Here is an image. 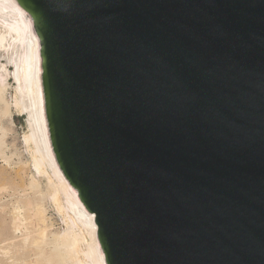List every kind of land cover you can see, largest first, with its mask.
I'll return each instance as SVG.
<instances>
[{
	"label": "water",
	"instance_id": "1",
	"mask_svg": "<svg viewBox=\"0 0 264 264\" xmlns=\"http://www.w3.org/2000/svg\"><path fill=\"white\" fill-rule=\"evenodd\" d=\"M19 2L108 263L264 264V0Z\"/></svg>",
	"mask_w": 264,
	"mask_h": 264
},
{
	"label": "bare ground",
	"instance_id": "2",
	"mask_svg": "<svg viewBox=\"0 0 264 264\" xmlns=\"http://www.w3.org/2000/svg\"><path fill=\"white\" fill-rule=\"evenodd\" d=\"M11 76L15 86L9 82ZM12 108L26 115L21 142L27 159L21 164L29 174L27 184L20 186V198L8 211L12 233L19 235L6 238V243L2 238L0 254L14 258L13 264H109L95 214L64 172L55 149L45 56L34 16L19 0H0V154L5 160L11 156L4 153L7 129L3 120L14 122ZM7 186L1 185L0 191ZM49 208L61 227H54Z\"/></svg>",
	"mask_w": 264,
	"mask_h": 264
},
{
	"label": "rangeland",
	"instance_id": "3",
	"mask_svg": "<svg viewBox=\"0 0 264 264\" xmlns=\"http://www.w3.org/2000/svg\"><path fill=\"white\" fill-rule=\"evenodd\" d=\"M13 68H14L13 65L9 66L10 70H13ZM9 82L11 86H15L16 84L13 76L9 78ZM13 92L14 90L10 87L8 89V93L12 94ZM12 116L14 121L13 123H8L6 120H3V125H5L4 127L7 129V134L5 136L7 149L4 150V153L8 157L10 156L11 157L8 160H5L3 157H1L2 155L0 154V176L2 175L3 177L2 179L0 177V186L3 184L8 185L7 186L8 188H6V190L3 189L2 191H0V202H2V204L0 203V206L4 207V209L0 208V241L3 239H4L3 241H5L6 238L11 237L12 235H19V233H12L13 231L11 227V215L10 212L8 211L12 209V205H13L12 203L15 202V199L20 198L18 196H21V192H23L21 191V187L27 184L26 182L28 181V174H29L28 169H26L27 167H25L24 164H21L23 163L24 160L27 159V154L23 153L25 151L21 142L23 132L24 130H26V123H25L26 115L19 114L15 109L12 108ZM13 151L14 154H12ZM22 171H24L23 174ZM48 215L49 216L51 215L50 218H52L51 219L52 221L54 220L53 221L55 224L54 227L56 229L62 226L61 224L58 223L60 221H58L56 214L50 208L48 209ZM5 243L3 244L5 245ZM1 246L3 245L1 244ZM1 246H0V250L2 248ZM3 255L4 253L2 252V254H0V264H13L12 263L13 260H11L12 257H10L9 259V255L6 256ZM16 256L21 257V254H18ZM27 257L32 258V255Z\"/></svg>",
	"mask_w": 264,
	"mask_h": 264
}]
</instances>
